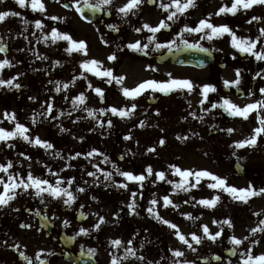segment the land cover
I'll list each match as a JSON object with an SVG mask.
<instances>
[{"label":"rangeland","instance_id":"rangeland-1","mask_svg":"<svg viewBox=\"0 0 264 264\" xmlns=\"http://www.w3.org/2000/svg\"><path fill=\"white\" fill-rule=\"evenodd\" d=\"M125 2L126 0H114V4L112 5L114 19L116 16L121 18V16L117 14L116 8ZM159 2H161V0H157V3ZM231 2L232 0H196L197 6L195 8H190L184 16L174 21H169L168 23L171 27L162 29L160 33L156 34L157 41L164 43L173 39L176 33L185 25L195 27L201 19L209 17V14H211V22L213 24H227L236 31L238 36L255 39L256 36L259 35L258 29L264 27V19L253 21L251 24L247 23V21L253 15L264 17V6L256 5L247 11L240 10L235 15L230 13L221 14L219 16L215 15L222 4L226 3L230 6ZM146 11L148 13L140 18L139 27H142L144 23H148L152 26L159 24L162 17L157 14V5H155L154 8L146 9ZM123 20H126V18L120 19V21ZM52 28L53 27L47 29L46 35L50 36ZM135 28L136 27L131 28V26L128 27V29L122 28L118 35L113 36V40H110L111 38L108 39L110 34L107 37H103L100 32L97 41L98 51H96V60L101 61L102 69L112 68L113 66L114 70L115 65L122 59L123 65L121 64L122 66L117 70V73L113 72V75L123 76L124 80L122 84H117L120 87L118 90L119 95H113L114 98L112 101L107 100L108 94L104 91V105H99L100 97L97 96L96 93L90 94L87 102L89 106L93 108L109 109L111 107H117L127 109L128 102L121 91L122 87L132 88L147 79L162 82L167 81L169 79V74L174 78L191 80L195 86L194 90L191 92L187 89L174 90L173 95L168 99L171 101V106L166 109L164 113L158 115L154 111L157 107H151V114L145 116L146 131L144 139H146L147 144L138 142L133 146H128L124 141H120L129 134L127 130L131 127H129V124L132 122V116L120 117L110 112V114L106 115L104 118L96 116V118L93 119L92 117L84 115L69 116L58 114L57 109L63 107L64 101L60 98L46 96L43 83L40 85L34 84L33 89L30 90V97L36 98L31 107H34L36 113H39L44 111L47 108V104L50 102L53 104V111L51 116L47 119H45L44 116H38L35 124H33L30 119L34 115H22L19 113V106L13 94L0 98V120L3 121L0 127L12 130L14 128V123H9L8 120L4 119V112H15L17 120L29 129L27 134L30 137L35 138L39 136L41 139L52 143L54 146L52 149L46 150L40 146H33L19 137L9 141V143L15 145L14 148H9L5 143L0 142V163H7L8 160L13 161V168L9 169V172L13 175L18 173L20 177H26L30 171L34 176L48 179L53 184H55L57 178H62L64 180L62 186L70 187V190L77 195V200L73 205L67 206L63 203V199H54L45 193L44 203L49 205L47 215H51L52 220L60 224H63L64 220H68L69 224L66 226L68 231L73 230L77 233L81 227L89 228L90 235L86 236L90 237L95 233L92 226L98 220V217L93 215V213L104 216L108 221L101 227V229L104 230V235L107 237L116 227L119 230L122 219H120V215L125 217L127 214V204L129 201L126 188H120L115 185L114 187H116L115 189H117V191L111 193L110 189H108H113V183L111 181V185H107V189H103L102 186L99 187L97 184L93 183L94 178L89 177L87 173L96 171L93 167L94 164H99L105 171L112 172L113 180L116 184H119L127 183V179L116 173L115 169L112 167L113 164L117 165L122 171H130L133 174L143 173L146 177L147 162H151L154 164L151 166L153 168V175L150 176L153 181L158 182L155 172L161 171V168L165 167L166 188H173L171 184L167 183V180H172L174 182H179L180 180L179 176L173 175V170L169 169V165H176L182 170H209L221 177H226L229 185L238 188L242 186V180L233 169V164L235 162L241 163L247 170V167L253 168L260 165L263 168H258V171H264V134L258 137V143L255 147H235V142L251 136L253 134V129L259 126L256 111H252L247 120L242 117L229 116L222 108L213 109L210 113H204L202 111V108L210 107L212 102L217 104L221 103L223 98L231 100L240 107L264 99V94H261L259 91L261 88H264V79L260 78L261 83L258 81V84L261 87L258 88V90H254L255 84L253 85V83H256L257 80L253 78L254 75L252 74L254 68L259 70L263 66L262 70H264V61H257L254 57L246 53L241 55V53L231 47L230 37L227 34L222 38H215L209 41L207 39H200L201 33H185L184 37L190 43H199L203 47L215 49L218 58H221L225 63L224 67L220 68L218 63H214L204 69H194L173 65H157L151 61L149 63L151 67L148 71H144L142 68H131L127 65L129 59L125 58L124 54L118 55L120 47L140 40L142 38L140 33L143 34L146 42H148L147 36L151 35L146 29H142L140 33H137L134 31ZM42 36L40 35L41 38ZM101 37H103V40ZM104 41H107V43H104ZM177 43L179 44V41H177ZM152 46L155 47L154 44ZM262 48H264V45L258 44L257 49L261 50ZM165 49L168 48H161L159 50L162 51ZM44 51L45 49L42 52ZM113 53L116 54L117 59L110 61L108 57ZM39 67L42 71L38 73V77H42L47 69H45L44 65H39ZM236 69L241 70V83L239 86L233 85L228 87L229 91L225 92L223 90V87H225L224 81L235 80ZM3 76L4 79L12 77L11 73L4 74ZM0 77H2L1 74ZM27 81L28 77H26L24 83H27ZM204 84L214 85L217 91L209 93L208 102L201 105L199 103L203 98L201 96V86ZM26 85L28 86V84ZM99 87L104 90L101 84ZM236 89H241L243 91L242 97H236L234 95ZM250 90L253 93L251 95L249 94ZM172 102H174V105ZM41 105H44V108H42ZM191 112H195L197 116L203 115L204 119H194L189 115ZM260 114L264 116V110H262ZM52 117L57 118L53 119ZM137 117L138 115L134 118ZM185 117L186 119H184ZM141 119L142 117L139 116L134 125H140ZM108 120L113 122L111 127L107 125ZM100 122L104 123V127L98 126ZM61 126L68 131L61 132ZM229 128L234 129L231 134L225 131ZM220 129L221 132H219ZM137 135L138 132L136 131L133 137L135 140L143 139V137H138ZM178 136L187 137V139L182 141L177 139ZM80 137H83V139H79ZM162 138L165 140V143L163 145L158 144L157 142ZM124 140L126 141V139ZM149 140H152V144H148ZM149 148H155V151L150 152L148 151ZM92 149H97L98 152L106 155L109 158V162H103V156L100 155L86 157V154ZM21 152H23L25 156L31 157V159L26 160L23 156H20L19 154ZM57 152L61 154L60 157L56 156ZM76 153H81V155L77 157ZM233 153H235V155H233ZM119 156H123L122 160L118 159ZM154 157H161V159H154ZM130 159L133 160L132 164L128 162ZM49 169L57 173L58 177L52 176ZM97 175L100 179H103L102 173L97 172ZM0 176H4V178L7 179L6 174L2 172H0ZM71 178H75L74 182L68 185L67 181ZM189 179L190 182H195L194 177H190ZM85 181L88 183L85 184ZM212 182L210 178H202L198 187L190 189L187 193L175 191L171 196L168 192L166 194L173 200V203L182 205L194 203V194L196 193L203 194V197L208 199L219 195L221 199L215 206V209L223 210L224 212L227 211L229 216L220 217L218 220H235L237 216L232 215L236 213L234 208H236L237 203L232 202V198L228 193L219 189L214 190L209 188L207 185ZM95 185L99 188V191H93L96 187ZM77 186L85 187L87 191L84 193H77ZM2 190V186H0V191ZM17 191L20 192V194L15 200L17 201L18 199L20 204L24 202L29 203L33 197L37 199L38 203L43 204L41 198L34 195L33 189H29L26 193L21 190ZM120 193L122 195H119ZM92 196H95L97 199L92 200ZM163 196L158 197V203L163 204ZM196 197L200 198L202 196L199 195ZM185 201L191 202L185 203ZM81 205L84 207L81 208ZM182 208L183 210L186 209V207ZM77 211H82L86 215V219L83 223L76 222L75 215ZM117 212L120 213L119 218L114 215ZM122 224L124 225L125 223L122 221ZM109 229L110 233H108ZM212 229H214L215 232L217 228L215 226ZM232 229L233 228L230 227V231ZM105 258H107V256Z\"/></svg>","mask_w":264,"mask_h":264},{"label":"flooded vegetation","instance_id":"flooded-vegetation-1","mask_svg":"<svg viewBox=\"0 0 264 264\" xmlns=\"http://www.w3.org/2000/svg\"><path fill=\"white\" fill-rule=\"evenodd\" d=\"M42 2L46 7L44 13L39 11L33 12L30 7L21 8L15 3V0H4L3 3H0V11L11 10L21 13L20 17L9 16L3 22H0V37H3V42L8 45V50L4 53H0L1 60L8 58L12 61L13 65H15L11 68L6 67L0 71L2 76L0 78L4 79V74L11 73L12 77H18L16 81L21 82L20 84L22 85L20 89L0 86V98L13 94L19 106V113L22 115H34L36 109L31 107L34 100L29 99L30 90L33 89L34 84L40 85L43 83L46 96L60 98L64 101L63 107L57 109L58 114L63 112L65 115L71 113L73 116H88L87 111H84L82 107H73L72 98L80 93H84L88 99L90 94L95 93L92 88L88 87V84L91 83L93 87H99L101 84L104 87L105 93L108 94L107 100L112 101L114 98L113 95H119L118 90L120 87L115 80L111 84H108L106 82L107 78L103 80V78L87 72L80 67V64L84 60L97 58V41L100 32L103 37H107L110 34L108 39L111 38L110 40H113V36L118 35L122 28L128 29L130 26L131 28H137L140 26V18L148 13L146 9L154 8L156 4L149 5L145 2L136 15L130 14L126 20L120 21L122 18L118 16L114 19L112 6L111 15H107L104 11L93 12L90 10V12L86 13V16L82 17L75 9L65 8L63 6L68 0H42ZM89 2L94 4L97 0H89ZM162 2L167 3L169 0H163ZM157 8V14L160 15L162 19H165L168 13L158 6ZM49 16H58L61 19L51 20ZM23 19L29 21L27 26L23 24ZM36 20H41L44 27L37 29L34 24ZM113 23L118 26V31H112L106 27V25ZM51 27H55L61 32L70 34L76 41H85L87 54L85 55L83 52H73L69 55L64 51V49L69 46L66 41H57L56 44H53L50 39L46 43L42 41L40 35H46L47 29ZM25 28H27V30H25ZM140 34L142 35L140 39L141 44L147 43L143 34ZM25 37H27V39H25ZM38 39H40V42H38ZM18 49H23V51H18ZM44 49L45 51L42 52ZM153 49L154 47L149 45V48L145 50L148 54L145 55L144 52L133 51L126 46H121L118 55L124 54V57L129 59L127 61L129 67L142 68L144 71L149 70V63L151 61L157 65H171L168 63H157L155 61V55L161 53L163 50ZM210 50L214 56V61L211 65L218 63V66L222 64L224 67L225 63L221 58H218L217 51L215 49ZM38 56H47L48 59H38ZM57 60L60 61L59 65L55 64ZM122 63L121 59L118 64L115 65L114 70L112 66L111 69L113 72L117 73V70L123 65ZM39 65H44L45 69H47L42 77H38V73L42 71ZM81 73H83V76H80ZM26 77H28V81L24 83ZM74 77L80 78L76 79L75 83L72 84L71 81ZM49 81H61V92L57 93L55 91L56 85L54 83H49ZM64 83L69 84L66 90L63 89ZM26 84H28V86ZM172 95L173 91L164 94L148 90L134 101L127 98V108H130L132 103L137 104V108L131 115L133 117L132 122L129 124V127H131L128 129L129 131L127 130L129 133L128 135H131L132 139L126 141L122 139L120 141H124L128 146H133L138 142L147 144L146 139H144L146 131L145 124L144 127H140V125L135 126V121L141 116V121L145 122V116L151 114V107H157L154 111L156 114L158 113V115L164 113L165 110L171 106V101L168 99ZM65 97H67V99ZM87 99L85 101L87 108L95 110L96 116L104 118L106 115L110 114V111H107V109L101 114L98 111L99 108L90 107ZM172 103L174 105V102ZM104 104L105 99H100L99 105ZM136 115H138V117L134 118ZM136 131L138 132L137 136L143 137V139L135 140L133 138ZM219 132H221V129ZM157 143L160 144L159 141ZM148 144H152V140H149ZM154 159L160 160L161 157H154ZM128 162L132 164L133 160L130 159ZM152 165L154 164L147 162V166ZM241 166V175H239V177L242 180V186L240 188H246L249 183L257 189L264 187V171H258V168L262 166L259 165L253 168L247 167L248 170L245 169L242 164ZM164 170L165 167H162L161 171ZM138 174L140 173H136V175ZM100 180L102 181L103 179ZM141 183L143 186H141ZM95 184L99 187L102 186L103 189H107L105 184L111 185V182ZM127 185L126 194L129 197L128 203L132 201V193H137L135 197L137 205L136 212L130 215V210L128 209L125 217L120 215V219H122L119 230L116 227L107 237L104 235L103 229L95 231L92 237L76 235L73 230L68 231L65 225L52 220V216L47 215L49 205L47 203H38L37 199L34 197L31 198L29 203L24 202L20 204L18 199L17 201H11L10 206L0 208V264H26L24 257L19 255L20 251H23L25 255L32 258L33 264H40V261L36 259L37 253H40V259L45 260L46 264H76L73 260L75 258H81L82 261L86 258V260H89L92 264H110V253L115 252L117 255L123 254V249H114L109 243L110 239L116 238H120L124 242L132 239L133 246L137 249V254L144 255L147 260L153 261V264H155L156 261H159L160 264H171L172 253L170 249L175 248H179L185 252V256L180 258L181 260L186 259L194 262V264H229V262L230 264H242L244 257L241 253L246 252L249 247H251L253 255L264 253V233H257L255 236H251L249 232V229L256 227L259 220L264 219V195L252 197L248 203L232 199V202L237 203L236 208H234L236 213L232 215L237 216V218L232 221L233 229L230 231V227L224 225V231L221 237L215 242L207 238H204L199 245L193 242V246L197 249V251L193 253L186 245L180 243L174 234V229L161 223L147 212V208L150 206L149 202L153 198L158 201V197L160 196L168 194L171 196L174 192L173 188H166V181L158 180V182H156L148 175L143 182L127 180ZM114 186L113 184V189L108 188L111 193L117 191ZM93 191H99V188L96 186ZM167 192L168 194H166ZM119 195L122 194L120 193ZM199 195L202 197L197 198L196 196ZM194 196L195 202L192 204L182 205L174 203L179 205L178 208H173L172 206L165 208L163 204L160 203H157L155 206L159 214L163 218L175 223L179 230L185 234L189 240H191V237L188 234L191 232H196L198 235L203 236L201 226L205 224L208 225L212 233H215L220 229L217 224L215 225L213 223V220L216 218L217 221H222L223 219H218L220 217L229 216L227 211L224 212L223 210H216L215 207L208 208L198 204L196 200L199 201L204 198L203 194L196 193ZM182 207H186V209L183 210ZM14 209H18V211ZM189 213L192 217H199V219H188L187 214ZM253 213H260V215L257 216ZM37 216H42L45 219L39 220ZM122 221L125 223L124 225ZM23 224L30 225V227L24 228L21 226ZM215 226L217 229L214 232L212 228ZM108 233H110V229ZM233 235H236L238 238L249 236V240L244 241V243L236 249L230 240V237ZM253 239L260 240V243L253 245L251 243ZM142 242L144 244L143 248L140 247ZM12 245H18L19 247H12ZM89 249H95L96 251L91 253ZM233 250L236 251L235 255H233ZM106 256L107 258H105ZM214 256H219L221 259L219 261L215 260L213 259ZM162 257L163 259H161ZM122 264H146V262L130 258L128 261L122 262Z\"/></svg>","mask_w":264,"mask_h":264},{"label":"snow or ice","instance_id":"snow-or-ice-1","mask_svg":"<svg viewBox=\"0 0 264 264\" xmlns=\"http://www.w3.org/2000/svg\"><path fill=\"white\" fill-rule=\"evenodd\" d=\"M4 0H0V3H3ZM150 4H156L159 8H161L163 11L167 12L168 15L165 19H162L159 24L152 26L148 23H144L142 27H137L134 29L135 32L140 33L142 29H146L151 35L147 36V43L141 44L140 40H136L133 43H129L126 45L127 48L133 50V51H140L144 52L145 55L148 53L145 51L149 48V45L154 44L153 50H158L161 48H168L169 51L172 50H179L180 48H195L199 49L203 52H208L209 49L204 48L199 43H190L187 39H185L184 34H194V33H201L200 39H207L209 41L215 39V38H222L227 34L230 37V44L231 47L236 49L239 53H246L249 56L254 57L257 61H264V48L261 50L257 49L258 44L264 45V27H261L258 29L259 35L256 36L255 39L251 37H241L238 36L236 31L233 30L230 26L227 24L224 25H216L211 22V14H209V17H206L204 19H201L198 24L195 27H190L188 25H185L178 33H176L175 37L173 39L168 40L164 43L157 41V33H160L162 29H168L171 27V25L168 23L169 21H174L178 19L180 16H184L187 11L190 8H195L196 0H169V2H159L157 3V0H126L124 4L116 8V12L118 15L121 16V18H127L130 14L136 15L140 9V7L145 3ZM15 3L19 5L21 8L30 7L33 12L39 11L41 13H44L46 11L45 4L42 2V0H15ZM114 4V0H97L96 3H90L89 0H68V2L64 3L65 8H73L75 11L80 13L83 17L84 9H89L93 12L97 11H104L107 15H111V6ZM260 5L264 6V0H232L230 6L228 4H222V6L218 9V11L215 13V15L219 16L221 14H227L230 13L232 15H235L240 10H250L253 8V6ZM13 16V17H20L21 13L11 10L6 11H0V22H3L7 17ZM86 18V17H85ZM49 19L51 20H58L61 19L58 16H49ZM261 19H264V17L253 15L247 23L251 24L253 21H260ZM23 24L27 26L29 24V21L27 19L22 20ZM91 22V21H89ZM35 27L37 29H41L44 27L41 20L34 21ZM107 28H109L112 31H118V26L115 24H108L106 25ZM27 30V28H25ZM207 30V31H206ZM22 34V33H21ZM27 39V37H25ZM51 40L53 44H55L57 41H66L68 42V47L64 49L65 52H67L69 55H71L73 52H83L85 55L87 54V46L86 42L76 41L73 39V37L66 33L61 32L57 28H52L50 36L44 35L42 36V40L46 43L48 40ZM103 40V37H101ZM179 41V44L177 43ZM38 42L40 40L38 39ZM104 43H107V41H104ZM8 50L7 43L3 42V37H0V53H4ZM18 51H23V49H18ZM38 59L47 60V56H38ZM108 59L110 61H114L117 59V56L115 53L109 55ZM55 64L59 65L60 61H55ZM12 61L8 58H4L0 60V71L5 69L6 67L11 68L14 67ZM80 67L87 72L93 73L97 77L101 78H107V83L111 84L114 80L117 84H122L124 77L123 76H114L113 70L111 68L102 69L101 61L96 59H89L84 60ZM151 67V66H149ZM156 70V69H153ZM80 76H83V73L80 74ZM256 77H260L264 79V70H261L260 72H256L254 75V79ZM80 77H74L71 81L72 84L75 83L76 79H79ZM18 79L17 76H13L9 79H3L0 78V86H8L10 88L20 89L22 85L20 83H16L15 81ZM49 83H54L56 85L55 91L57 93L61 92V81H49ZM241 83V70L236 69V79L235 80H225L224 86L230 87V86H239ZM69 84L64 83L63 89H68ZM89 88H92L93 91L97 94V96L100 97L101 100L104 99V90L100 87H93L91 83L88 84ZM194 84L189 79H178L174 78L169 74V79L167 81H157V80H145L141 83H139L137 86L133 88L128 87H122L121 91L123 95L126 98H130L131 100H135L137 97L141 96L145 91L151 90L152 92H160L164 94H168L169 92H172L174 90L180 89H187L189 92L194 90ZM217 89L212 84H204L201 86V96L203 97L200 100V104L204 105L209 100V93L216 92ZM261 94H264V88H261L260 90ZM249 94H253L251 90L249 91ZM67 99V97H65ZM31 100H35V97H29ZM87 97L84 93H80L79 95L72 98V104L74 108L82 107L84 111H87L88 116L92 117L93 119L96 118V111L87 108V105L85 104ZM42 108H44V105H41ZM137 108L136 103H132L130 108H117V107H111L107 109V111H110L113 115H117L120 117H131V115L134 113L135 109ZM222 108L229 116L234 117H242L245 120L248 119L250 113L252 111L257 112V122L259 124L258 127L253 129V134L244 140L235 142V147L237 148H244L246 146L255 147L258 143V137L261 136V134H264V116H262L260 113L262 110H264V99L258 100L254 103H249L245 105L244 107H240L237 104L233 103L231 100L227 98H223L222 102L217 104L215 102L211 103L210 107L202 108V111L204 113H210L213 109ZM53 111V104L48 103L47 108L39 113H35L33 117L30 119L32 120V123L35 124L37 121L38 116H44L45 119H47L49 116H51ZM101 114L105 111V109H99L98 110ZM158 114V113H157ZM60 115H65V113L61 112ZM67 115H71V113H67ZM194 119H200L203 120L204 116H197L195 112L189 113ZM53 119H56L57 117H52ZM4 119L8 120L9 123H14V128L12 130H7L3 127H0V142H3L6 144L9 148H14L15 145L12 143H9L10 140L16 139V138H22L24 141L28 142L29 144H32L33 146H40L45 148L46 150L52 149L54 146L52 143L48 142L47 140L41 139L39 136H36L35 138L30 137L27 133L29 132V129L23 124L20 123L17 118L15 112H4ZM79 119V118H78ZM186 119V117L184 118ZM3 121L0 120V124H2ZM112 121L108 120L107 125L108 127L112 126ZM145 122H140V127H144ZM99 127H104V123L100 122L98 124ZM61 132L68 131L64 127H60ZM163 131V129H162ZM229 134H231L234 129H226ZM195 135V133H194ZM79 139H83V137H80ZM126 140L132 139L131 135H126L124 137ZM177 139L185 140L187 137H180L178 136ZM159 143L163 145L165 143V140L162 138L160 139ZM148 151L154 152L155 148H149ZM20 156H23L26 160H30L31 157L25 156L23 152L19 154ZM81 153H76V156H80ZM94 155H100L103 156V162L107 163L109 162V158L104 155L103 153L98 152L97 149H92L86 154V157H92ZM235 155V153H233ZM57 157H60L61 154L59 152L56 153ZM62 158V157H61ZM75 158V157H73ZM123 158V156L121 157ZM93 167L96 169V171H90L87 173L89 177H93V183H104L111 181L114 185L120 187V188H127V183H119L116 184V182L113 180V173L109 171H105L100 167L99 164H94ZM113 169H115L116 173L119 176H122L126 178L128 181H136V182H143L145 180V174H133L130 171H122L119 169V167L115 164L112 165ZM169 169L173 170V175H177L180 177L179 182H174L172 180H167L168 184H171L173 186V191H183L185 193L189 192L190 189L198 187L200 184L202 178H210L212 183H209L207 186L211 189H219L223 192H226L230 195V197L233 200L240 201L243 203H248L250 198L255 196L264 195V187L261 188H255L251 183L246 188H238L233 185H229L227 183L226 177H221L220 175L214 174L213 172L209 170H198L193 171L191 169H181L180 167L176 165H169ZM13 168V161L8 160L7 163H0V172L6 174L7 179L4 178V176H0V186H2V191H0V208L10 206V202L15 200L16 197L20 194L17 190H21L22 192L26 193L29 189L34 190V195L36 197L41 198V202L44 203V194L47 193L49 196H51L54 199H63V203L67 206L73 205V203L77 200V195L74 194L73 191L70 190V187H64L62 186L64 184V180L62 178H57L55 180V184L51 183L48 179L40 178L34 176L30 171L26 177H20L19 174L13 175L9 172V169ZM49 172L52 176H57L58 174L55 172H52L51 169H49ZM97 172H100L103 174V180L101 181L99 176L97 175ZM146 173L148 176L153 175V168L151 166H148L146 168ZM155 175L159 181H165L166 176L164 171H158L155 172ZM190 177H194L195 182H190ZM75 178H71L67 181L68 185H71L74 182ZM88 182L85 181V184ZM107 186V184H105ZM141 186L142 183H141ZM87 189L85 187L77 186L76 192L77 193H84ZM137 196L136 192L132 193V201L128 203L127 207L130 210L129 214H135L136 212V201L135 197ZM92 200H96L97 198L95 196L91 197ZM220 196H214L211 199L202 198L199 201H197L198 204L203 205L208 208H213L217 205V203L220 201ZM163 200V206L165 208L172 206L173 208H178L179 205L174 204L173 200L170 199L168 195H165L162 197ZM191 201H185V203H190ZM150 206L147 208V212L149 215H152L154 218L159 220L161 223L167 225L169 228L174 229L175 236L178 238L181 244L186 245L188 249H190L193 253L197 251V249L193 246V242L196 245H199L202 243V240L204 238H207L213 242H215L219 237H221L224 229L223 226L227 225L228 227H232V221L231 219H224L222 221L213 220L214 224H217L219 226L218 231L215 233H212L208 227V225H202V232L203 236L198 235L196 232H191L188 235H190L191 240L188 239V237L183 234L178 226L163 218L159 212L156 210L155 206L157 205L158 201L153 198L150 202ZM195 206V205H194ZM84 206L81 205V208ZM15 211H18V209H14ZM254 215L259 216L260 213H253ZM81 215H85L84 213H81ZM93 215H96L98 217L97 222L92 226V229L95 231L101 230L102 225L106 224L108 221L104 216L99 215L98 213H93ZM117 218H119L120 213L117 212L114 214ZM188 219H199V217H192L191 214H187ZM63 224L65 226H68L69 221L64 220ZM24 228L30 227V225L23 224L21 225ZM250 235L255 236L257 233H264V219L259 220L256 227H253L249 229ZM90 235V229L81 227L79 231L76 233V235ZM231 243L234 245L236 249H238L239 246H241L244 241L249 240V236H245L243 238H238L235 235L230 237ZM109 243L112 245L114 249H123V254L117 255L115 252L110 253V264H122L124 261H128L130 258H133L137 261L146 262V264H153V261L147 260V258L144 255H138L137 249L133 246V240L129 239L127 242H124L120 238L116 239H110ZM253 245L259 244L260 240L253 239L251 241ZM12 247H19L18 245H12ZM141 248L144 247L143 242L140 245ZM95 249H89V252L94 253ZM172 253V259L171 264H194L192 261L188 260H181L180 258L185 256V252L180 250L179 248L170 249ZM236 254V251L233 250V255ZM20 256L24 257L26 264H33L32 258L25 255L23 251H20ZM241 255L244 257L242 260V264H264V253H261L259 255H253L252 249L249 247L246 252L241 253ZM36 259L40 261V264H46V261L43 259H40V253H37ZM163 259V257L161 258ZM213 259L220 260L221 258L219 256H214ZM155 264H160L159 261H156ZM230 264V262H229Z\"/></svg>","mask_w":264,"mask_h":264},{"label":"water","instance_id":"water-1","mask_svg":"<svg viewBox=\"0 0 264 264\" xmlns=\"http://www.w3.org/2000/svg\"><path fill=\"white\" fill-rule=\"evenodd\" d=\"M150 4V3H149ZM87 9H84V14H86ZM156 60L160 63L169 62L181 66H191L195 68H203L213 61V56L210 51L203 52L195 48H180L174 51H165L162 54L156 56ZM225 91L228 89L225 87ZM243 92L239 89L235 91V96L242 97ZM234 169L238 174H241V166L238 164L234 165ZM77 220L82 221L84 217L78 213ZM41 219V218H40ZM80 264V263H78Z\"/></svg>","mask_w":264,"mask_h":264},{"label":"trees","instance_id":"trees-1","mask_svg":"<svg viewBox=\"0 0 264 264\" xmlns=\"http://www.w3.org/2000/svg\"><path fill=\"white\" fill-rule=\"evenodd\" d=\"M261 70H262V67L260 68V71H261ZM260 71H259V72H260ZM254 75H255V74H254ZM256 80H257V81H256V83H254V84H255V86H256L255 88L258 89L259 86H260V85L258 84V81H259L260 83H261V81H260V78H259V77H256Z\"/></svg>","mask_w":264,"mask_h":264}]
</instances>
